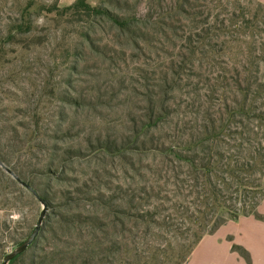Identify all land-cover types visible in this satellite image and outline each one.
Here are the masks:
<instances>
[{"label":"rangeland","instance_id":"1","mask_svg":"<svg viewBox=\"0 0 264 264\" xmlns=\"http://www.w3.org/2000/svg\"><path fill=\"white\" fill-rule=\"evenodd\" d=\"M75 1L0 0V264H264V5Z\"/></svg>","mask_w":264,"mask_h":264},{"label":"trees","instance_id":"2","mask_svg":"<svg viewBox=\"0 0 264 264\" xmlns=\"http://www.w3.org/2000/svg\"><path fill=\"white\" fill-rule=\"evenodd\" d=\"M79 8H82L87 12H94V9L91 8L88 4H86L84 0H76L71 6L66 8V10H73Z\"/></svg>","mask_w":264,"mask_h":264},{"label":"water","instance_id":"3","mask_svg":"<svg viewBox=\"0 0 264 264\" xmlns=\"http://www.w3.org/2000/svg\"><path fill=\"white\" fill-rule=\"evenodd\" d=\"M33 236L18 249L17 253H20L21 251H23L31 243V241L33 240ZM14 255L15 254L11 255L9 258H12ZM8 259H6V261L4 262V264L7 262Z\"/></svg>","mask_w":264,"mask_h":264},{"label":"crops","instance_id":"4","mask_svg":"<svg viewBox=\"0 0 264 264\" xmlns=\"http://www.w3.org/2000/svg\"><path fill=\"white\" fill-rule=\"evenodd\" d=\"M257 1L264 5V0H257Z\"/></svg>","mask_w":264,"mask_h":264}]
</instances>
